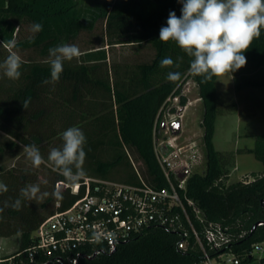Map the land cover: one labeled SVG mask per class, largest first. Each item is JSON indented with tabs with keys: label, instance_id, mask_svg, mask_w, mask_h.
I'll return each instance as SVG.
<instances>
[{
	"label": "trees",
	"instance_id": "16d2710c",
	"mask_svg": "<svg viewBox=\"0 0 264 264\" xmlns=\"http://www.w3.org/2000/svg\"><path fill=\"white\" fill-rule=\"evenodd\" d=\"M181 9L178 0H0V44L15 40L12 51L37 50L43 56L38 61L22 59L20 78L5 77L2 82L0 130L11 137L4 147L34 144L45 165L53 169L47 161L50 150L62 147V133L77 127L86 137L85 176L167 186L168 178L155 151L157 132L172 99L179 98L182 107L188 104L182 87L186 76L193 75L189 72L192 58L175 42H161L159 32L167 26L169 13L175 12L180 17ZM22 22L40 23L42 31L18 39ZM99 22L105 23L104 43L82 49L78 58L65 61L57 82L42 83L51 80L49 49L73 44L83 33L94 31ZM118 44H148L154 54L151 59L136 63L111 62L107 46ZM8 55L0 54V64ZM244 55L246 64L256 74L235 80L233 91L246 87L264 94V30ZM164 58H171L173 65L162 68ZM169 72H179L181 78L171 82L167 80ZM193 77L204 105L201 126L207 167L202 173L189 175L187 193L209 221L227 226L236 237L245 232L228 249L244 256L241 264L249 263L253 258L245 256L246 253L255 242L264 240V224L256 225L264 222V171L255 174L253 180L227 182L230 154L217 150L213 142L216 118L226 112L220 105L217 77L209 81ZM25 100H30L26 109L22 104ZM171 110L175 112L176 108ZM3 150L0 146V152ZM246 152L254 153L264 164V132L255 135L253 148L237 150ZM53 172L56 177L53 192L41 202L20 194L22 188L35 181L29 171L14 166L0 173V182L8 188L0 193V207H4L5 201L11 204L21 200L19 211L7 207L0 212V236L20 235L22 244L27 245L46 217L69 207L83 195V186L79 194L66 187L59 188L62 198H56L53 193L58 189L57 183H68L58 171ZM171 176L175 179L174 174ZM179 239V234L168 228L151 227L113 253L84 259L79 264H200L203 254L199 247L191 243L182 251L178 248ZM260 263L264 264V256Z\"/></svg>",
	"mask_w": 264,
	"mask_h": 264
},
{
	"label": "built area",
	"instance_id": "2783aa9c",
	"mask_svg": "<svg viewBox=\"0 0 264 264\" xmlns=\"http://www.w3.org/2000/svg\"><path fill=\"white\" fill-rule=\"evenodd\" d=\"M175 141L169 137L155 145L168 178L167 186L156 187L145 181L127 184L88 176L75 186L58 182L57 188L70 187L76 194L83 186L84 193L69 207L46 217L27 245L22 244L20 235L0 236V264H79L84 259L113 253L151 227L177 232L178 248L182 251L191 243L199 247L203 254L200 264H241L244 256L228 247L245 232L236 237L227 226L209 221L197 202L188 196L187 178L203 156L201 147L196 141ZM262 224L263 221L257 223ZM94 233L102 234L100 242L94 239ZM108 233L115 234L114 242L106 238ZM245 256L260 261L264 240L255 242Z\"/></svg>",
	"mask_w": 264,
	"mask_h": 264
},
{
	"label": "clouds",
	"instance_id": "9594fccd",
	"mask_svg": "<svg viewBox=\"0 0 264 264\" xmlns=\"http://www.w3.org/2000/svg\"><path fill=\"white\" fill-rule=\"evenodd\" d=\"M182 4L181 16L170 12L167 26H163L159 32V40L164 43L175 44L192 58L189 72L193 76H201L204 80H212L213 77H223L231 74L247 63L244 53L251 47L254 39H258L264 30V0H178ZM42 24L34 23L31 26L32 33L42 31ZM9 50V55L0 64L4 75L11 80H18L21 76L20 68L23 63L17 52L12 51L16 47L15 40L3 42ZM81 52L74 44H61L49 49L51 80L42 83L57 82L63 72L65 61L78 58ZM171 58H164L161 67L173 65ZM179 67V64H176ZM181 78L179 72H169L167 80L178 81ZM219 80V79H218ZM30 100L23 101V107H28ZM62 147L52 148L47 161L64 178L65 182L75 186L85 176L83 164L86 159L84 145L86 137L81 129L70 127L62 133ZM24 152L34 168L45 164L36 145H25ZM8 191L7 186L0 182V193ZM22 197L26 199H40L48 196L47 192L41 193L38 184H29L20 190ZM53 195L61 199L62 192L59 188ZM11 207L19 211L21 200L13 203L4 202L0 212L4 208ZM102 234L94 233V239L100 242ZM106 238L115 241L114 233H108Z\"/></svg>",
	"mask_w": 264,
	"mask_h": 264
},
{
	"label": "rangeland",
	"instance_id": "374dc122",
	"mask_svg": "<svg viewBox=\"0 0 264 264\" xmlns=\"http://www.w3.org/2000/svg\"><path fill=\"white\" fill-rule=\"evenodd\" d=\"M31 26L27 22H22L17 38L24 39L33 36L35 33L31 32ZM105 33V23L99 22L94 31L83 33L73 44L78 46L80 51L102 45L104 43ZM107 49L109 50V59L111 62L136 63L149 60L154 54V50L148 44L139 46L118 44L114 47L107 46ZM6 53H9V50L0 44V54ZM17 54L22 59L34 61L43 60V56L37 50H26ZM255 74V70L246 64L241 69L216 79V88L221 93L219 99L220 105L226 112L218 114L216 118L213 142L217 150L230 154H228L230 157L228 158L227 168L231 176L229 174L228 183L242 179L253 180L255 174L264 171V164L251 152L239 155L238 168L233 170L236 166L235 158L237 150L240 148H253L255 145V135L264 132V94L261 91L246 87L240 91H233L235 80H241L243 77H253ZM5 77L4 70L0 68V90L2 89V82H4ZM186 77L182 87V93L187 96L191 109L185 114V107L179 104V98L172 99L162 116L156 141L157 145L169 137L175 138V142L179 144H188L196 141L201 147L203 156L192 167L191 173H202L207 167L206 150L204 147V128L201 126L204 105L200 97L199 86L194 77H188V75ZM172 108H176V111L172 112ZM9 140H11V137L0 130V146L4 148L0 152V173L4 169L13 168L14 166L24 168L31 173L32 177L35 176V181L30 184H38L41 193L47 192L51 195L56 180L53 169L45 164H42L39 168H34L24 152V146L20 145V147L17 146L12 149L4 147ZM43 198L33 200H39L38 202H41L40 200ZM245 264L261 263L255 258L252 262Z\"/></svg>",
	"mask_w": 264,
	"mask_h": 264
},
{
	"label": "crops",
	"instance_id": "0c3cea01",
	"mask_svg": "<svg viewBox=\"0 0 264 264\" xmlns=\"http://www.w3.org/2000/svg\"><path fill=\"white\" fill-rule=\"evenodd\" d=\"M190 109H191V106H190L189 103H188V104L185 106V108H184V113H185V114L188 113V110L190 111ZM183 124H184V123H183ZM241 154H244V153H236V158H235V160H236V166H235V167H236V168L234 167L233 170L238 168V167H237V164H238V156L241 155ZM233 170H232V171H233ZM230 176H231V173H230Z\"/></svg>",
	"mask_w": 264,
	"mask_h": 264
},
{
	"label": "water",
	"instance_id": "95a60500",
	"mask_svg": "<svg viewBox=\"0 0 264 264\" xmlns=\"http://www.w3.org/2000/svg\"><path fill=\"white\" fill-rule=\"evenodd\" d=\"M178 126H179V124H178ZM257 225V224H256Z\"/></svg>",
	"mask_w": 264,
	"mask_h": 264
}]
</instances>
